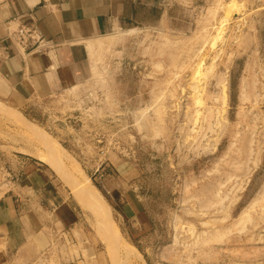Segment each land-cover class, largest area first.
Instances as JSON below:
<instances>
[{
    "label": "rangeland",
    "instance_id": "374dc122",
    "mask_svg": "<svg viewBox=\"0 0 264 264\" xmlns=\"http://www.w3.org/2000/svg\"><path fill=\"white\" fill-rule=\"evenodd\" d=\"M87 49L80 85L0 97V202L47 215L32 264H264V0H154Z\"/></svg>",
    "mask_w": 264,
    "mask_h": 264
},
{
    "label": "crops",
    "instance_id": "0c3cea01",
    "mask_svg": "<svg viewBox=\"0 0 264 264\" xmlns=\"http://www.w3.org/2000/svg\"><path fill=\"white\" fill-rule=\"evenodd\" d=\"M151 1L0 0V97L22 103L80 85L90 73L87 45L133 30L140 12ZM23 26L36 29L41 42L21 47L16 33ZM34 170L30 179L45 177L42 187L53 186L51 177ZM30 187L34 192V186ZM29 194L20 196L18 206L13 198L0 202V244L6 242L1 252L15 256L21 264L39 259L48 243L46 233L41 234L46 212L43 205H39L43 214L35 210L38 203L28 198ZM52 212L55 221L64 226L79 219L67 200Z\"/></svg>",
    "mask_w": 264,
    "mask_h": 264
},
{
    "label": "built area",
    "instance_id": "2783aa9c",
    "mask_svg": "<svg viewBox=\"0 0 264 264\" xmlns=\"http://www.w3.org/2000/svg\"><path fill=\"white\" fill-rule=\"evenodd\" d=\"M16 39L19 45L23 48H28L33 44H39L41 37L37 30L34 28H28L27 26L21 27L16 33Z\"/></svg>",
    "mask_w": 264,
    "mask_h": 264
},
{
    "label": "bare ground",
    "instance_id": "6f19581e",
    "mask_svg": "<svg viewBox=\"0 0 264 264\" xmlns=\"http://www.w3.org/2000/svg\"><path fill=\"white\" fill-rule=\"evenodd\" d=\"M233 6H235V5H233ZM224 22H225V21H223L222 23H224ZM221 30H222V29H221ZM221 30H220V33L223 32V31H221ZM217 35H219V34H217ZM221 35H222V33H221ZM219 36H220V35H219ZM215 37L217 38L218 36H215ZM214 39H215V38H214ZM215 40H216V39H215ZM215 40H214V41H215ZM217 41H218V40H217ZM215 42H216V41H215ZM213 46H214V44H213ZM201 68H202V67H201ZM199 72H200V70H199ZM199 74H200V73H199ZM201 74H202V73H201ZM199 86H200V85H199ZM201 103H202V102H201ZM198 104H199V102H198ZM201 105H202V104H201ZM201 105H200V106H201ZM43 162H44L45 164L51 166V167L53 168V170L56 171V172L58 173V176L60 175V177L62 178V180L64 179L63 181H67V183L70 182L69 179H68V176L65 174V171L63 170V167H61V165L59 164L58 161H56L55 159H51V158L48 159V158H47V159H43ZM56 172H55V173H56ZM57 173H56V174H57ZM69 184H70V183H69ZM71 186L73 187V185H71ZM72 189H73V188H72ZM74 189L76 190L77 188H74ZM79 190H80V189H79ZM79 190H78V191H79ZM82 190H83V189H82ZM78 191H77V192H78ZM75 192H76V191H75ZM79 193H82V194L79 195V196H80V198L83 200V196L85 195L84 191H80ZM76 194H77V196H78V193H76ZM86 194H87L88 196H91V194H89L88 192H87ZM82 195H83V196H82ZM87 195H86V196H87ZM77 196H76V197H77ZM81 196H82V197H81ZM86 196H84L85 199H84L83 202L85 203V202H87V201H85V200L89 199V201L87 202V204H88V203L90 202V199H91V198H90V197L86 198ZM92 197H94V196H92ZM80 198L77 197V199H80ZM97 202H98V201H97ZM88 205H90V204H88ZM90 207H91V206H90ZM91 208H92V207H91ZM99 212H100V211H99ZM99 214H100V213H99ZM97 215H98V214H97Z\"/></svg>",
    "mask_w": 264,
    "mask_h": 264
}]
</instances>
